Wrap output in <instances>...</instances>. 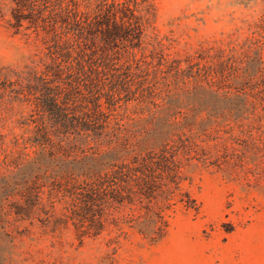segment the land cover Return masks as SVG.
<instances>
[{"label": "rangeland", "instance_id": "1", "mask_svg": "<svg viewBox=\"0 0 264 264\" xmlns=\"http://www.w3.org/2000/svg\"><path fill=\"white\" fill-rule=\"evenodd\" d=\"M117 1L38 0L15 30L0 0V264H264V0H129L140 44L97 49L89 91L50 52ZM33 74L103 127L54 132Z\"/></svg>", "mask_w": 264, "mask_h": 264}, {"label": "trees", "instance_id": "2", "mask_svg": "<svg viewBox=\"0 0 264 264\" xmlns=\"http://www.w3.org/2000/svg\"><path fill=\"white\" fill-rule=\"evenodd\" d=\"M37 1L14 0V6L11 8L12 21L10 25L15 30H18L24 21H27L26 28L34 27V29H37L42 26L40 23L42 19L37 15ZM128 2L129 0L117 1L115 2L116 6L112 4L111 7L100 10L93 18H86L82 21L74 18V21L70 23L68 20L66 21L68 18H65L67 24H72L70 27H73V41L66 39L61 43V50L56 48L50 52L53 56L54 54L61 56V63L54 61L57 55L53 57V66L56 67V70L61 69V74L65 73L67 76L73 73L76 74L79 80L83 82L82 84L89 87V91L94 90L90 84L95 82L96 85L99 80V74L103 72L101 66L104 60L101 56H97V49L100 48L104 51L109 45L115 46L119 41H129L133 46L140 44L142 34L141 18ZM70 11L67 10L66 15H69L68 12ZM73 14L75 16L76 12ZM74 52H76V55ZM33 77L40 82V85L39 87L32 84L30 86L29 83V87L38 92V95H35L36 105L52 119L54 132H66L68 129L73 128L78 132L79 130L90 129L96 133V128L103 127L101 123H97V120L89 122L82 115H77L78 120L72 122L75 115V109H72L75 107V103L77 104L81 99L71 95L72 92L67 85L68 82L61 84V90H58V87L46 84L47 79L42 75L35 76L33 74ZM93 104L97 115L104 114L97 100ZM102 120H105V118ZM50 134V131L40 124L36 128L33 138L29 140L32 144L49 148L50 153H52V148H54L56 142Z\"/></svg>", "mask_w": 264, "mask_h": 264}]
</instances>
